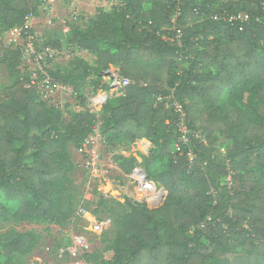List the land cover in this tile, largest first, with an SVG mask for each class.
<instances>
[{
	"label": "trees",
	"instance_id": "16d2710c",
	"mask_svg": "<svg viewBox=\"0 0 264 264\" xmlns=\"http://www.w3.org/2000/svg\"><path fill=\"white\" fill-rule=\"evenodd\" d=\"M42 2L0 0V21L7 29L22 26ZM125 2L102 10L86 30L73 27L72 41L97 56L101 89L109 87L103 78L111 66L132 80L102 106L101 134L113 143L151 140L140 159L116 158L120 167L129 165L127 175L143 166L166 197L155 206L117 201L125 212L102 198L116 230L101 252L82 249L83 260L264 264V0ZM21 57L18 47L5 57L13 80L0 99V218L60 223L74 208L73 192L64 186L73 167L68 142L81 144L98 117L78 111L64 126L60 111L48 110L37 88L27 86L30 78L18 69ZM86 74L79 67L51 72L58 82ZM159 94H173L183 104L191 128L206 142L192 138L177 148L179 132L170 124L175 113L156 103ZM33 244L30 233H10L0 241V264Z\"/></svg>",
	"mask_w": 264,
	"mask_h": 264
},
{
	"label": "rangeland",
	"instance_id": "374dc122",
	"mask_svg": "<svg viewBox=\"0 0 264 264\" xmlns=\"http://www.w3.org/2000/svg\"><path fill=\"white\" fill-rule=\"evenodd\" d=\"M125 3V0H43L38 13L29 18L35 49L57 42L61 48L54 46L60 53L55 59H47L45 62L36 61L31 54L22 55L18 64L22 76L36 79L43 88L41 100L48 110L60 111L64 126L78 111H90L98 119L93 131L81 144L68 142L73 167L64 186L73 192L74 208L71 215L60 223L16 220L10 216L0 218V241L12 232L30 233L34 237L30 251L24 254L14 252L9 264H74L79 260L91 264L83 260L82 249L101 252L106 240L112 239L116 230L114 215L101 204L102 198L119 212L129 209L117 205V201L124 204L127 198L143 200L137 195L125 172L129 165L120 167L116 157L134 155L140 159V155L148 153L152 146L151 140L147 139L148 143L143 141L144 138L135 143H113L109 137L101 134L102 107L90 108L88 101L92 93L102 88V82L97 76L98 58L72 41L74 28L86 30L102 10L109 12L115 8L120 9ZM17 27L20 31L23 26ZM13 29H7L0 21V99L5 86L13 80L6 69L5 57L13 48L22 50L27 44L24 32H14ZM76 67L86 69L87 74L78 75L68 82L57 81V86L44 84V73H68ZM77 85H80L79 93L74 90ZM152 169L159 171L160 168ZM80 208L86 209L92 218L83 216ZM94 218L106 221V227L100 232L90 227Z\"/></svg>",
	"mask_w": 264,
	"mask_h": 264
},
{
	"label": "built area",
	"instance_id": "2783aa9c",
	"mask_svg": "<svg viewBox=\"0 0 264 264\" xmlns=\"http://www.w3.org/2000/svg\"><path fill=\"white\" fill-rule=\"evenodd\" d=\"M177 15H180V11L177 12ZM31 15L26 17V21L22 29L20 31L24 32L25 39L27 44L21 50L22 55L27 56L31 54L36 61L45 62L47 59H55L56 56L60 53L57 47L52 45L44 44L40 49L34 48V38L31 34L30 26H29V18ZM222 15H215L214 18H220ZM223 18L227 19V16ZM234 18V16H230L229 19ZM176 17L172 18V22L176 24ZM20 27V26H19ZM14 32L20 33L18 27H14ZM181 30H178L177 37L180 38ZM114 68V69H113ZM108 88L100 89L97 92L92 93L89 98V106L90 108L97 109L101 108L109 98L113 96H119L125 93L126 88L132 83V80L123 76L117 67L111 66L110 69L105 71V79H107ZM43 81L46 82L44 84L49 86H57V81L47 73L43 74ZM27 86H34L37 88L38 93L40 94L43 90L41 85L36 81L33 77L30 79L29 84ZM59 87V86H58ZM157 104H164L166 108H170L175 113L174 119L170 122L171 125H174L179 132V139L177 148H181V144H189L192 138H198L201 142H206L205 136L201 133L200 130H195L191 128L188 120V115L183 104L174 98L173 94H159L156 96ZM168 122V123H169ZM189 160L192 162L194 159V154L192 151L188 152ZM131 182L135 187V191L137 195L143 198L142 201L146 202L149 206H155L162 202L166 197V190L163 186L158 185L154 180L148 177V173L146 169L141 165H136L131 173L129 174ZM228 179L232 180V175L230 174ZM88 211L84 208H80V213L85 217H91ZM92 218V217H91ZM105 220H95L91 221L90 227L93 231L100 232L102 229L106 227ZM74 264H85L83 261L79 260Z\"/></svg>",
	"mask_w": 264,
	"mask_h": 264
},
{
	"label": "crops",
	"instance_id": "0c3cea01",
	"mask_svg": "<svg viewBox=\"0 0 264 264\" xmlns=\"http://www.w3.org/2000/svg\"><path fill=\"white\" fill-rule=\"evenodd\" d=\"M145 143H148L149 141L146 139V138H144V140H143Z\"/></svg>",
	"mask_w": 264,
	"mask_h": 264
}]
</instances>
